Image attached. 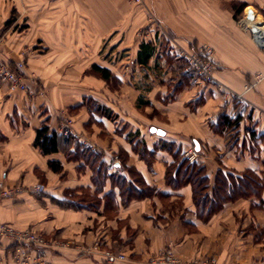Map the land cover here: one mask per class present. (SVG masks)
Listing matches in <instances>:
<instances>
[{"label":"crops","instance_id":"crops-1","mask_svg":"<svg viewBox=\"0 0 264 264\" xmlns=\"http://www.w3.org/2000/svg\"><path fill=\"white\" fill-rule=\"evenodd\" d=\"M14 8L27 23L21 32L6 24ZM248 9L264 19V0H0V56L13 66L26 59L28 86L0 81V180L26 187L0 200V224L46 236L52 264H108L106 249L126 253L115 264H172L164 250L178 259L173 264H205L210 255L222 264H264V47L247 28ZM142 41L155 46L144 64ZM204 45L215 52L218 83L201 82L172 56ZM237 115L235 129L221 123ZM67 118L77 137L61 131ZM44 122L60 135L57 152L34 143ZM77 144L101 153V187L84 159L67 156ZM182 160L204 167L210 193L220 172H251L259 193L201 214L192 184L167 180ZM121 179L136 186L140 179L152 193L124 202ZM38 183L44 191L32 190ZM0 264H23L1 239Z\"/></svg>","mask_w":264,"mask_h":264},{"label":"trees","instance_id":"trees-1","mask_svg":"<svg viewBox=\"0 0 264 264\" xmlns=\"http://www.w3.org/2000/svg\"><path fill=\"white\" fill-rule=\"evenodd\" d=\"M264 13V9H263ZM237 15V13L235 14ZM12 23V19H8L7 26ZM155 46L152 42L142 41L140 44V50L138 52L137 60L144 64L147 63L149 58L154 54ZM186 64V63H185ZM187 65V64H186ZM93 69L101 72L102 76L106 79L111 77V73L107 68H101L99 66H93ZM177 88H175L176 91ZM99 108L105 111V114L109 115V110L105 107L99 106ZM241 115H237L235 118H229L228 116H222L221 123L231 126L233 129L238 127ZM70 136H68L69 138ZM67 139V138H66ZM60 135L50 128V126L44 122L37 129L36 138L34 143L45 154L54 153L59 151ZM140 151L144 154L145 147L142 145ZM67 156L70 159H84L93 169V180L97 187H101L107 176V170L103 162H101V153L93 152L89 149L77 144L73 151H68ZM180 154L175 153V158L179 159ZM50 167L55 171L62 170V164L60 161L51 160L49 162ZM167 180L170 184L181 185L183 183H191L194 191V200L198 207L199 212L205 210L207 215L215 212L225 202L229 200H235L239 197H246L250 193H259L261 187V181L251 172H245L241 176H235L233 174H224L222 172L217 176V182L213 188L212 193L209 192V180L205 174L204 167L197 163H190L187 160H182L177 166L176 171L173 166L169 167ZM140 184L133 185L126 182L124 179L119 181L121 188V194L124 202L129 201L133 197H144L152 193V188L147 187L143 182L138 179Z\"/></svg>","mask_w":264,"mask_h":264},{"label":"built area","instance_id":"built-area-1","mask_svg":"<svg viewBox=\"0 0 264 264\" xmlns=\"http://www.w3.org/2000/svg\"><path fill=\"white\" fill-rule=\"evenodd\" d=\"M134 4H142L144 0H131ZM177 55L184 59L188 68L193 70L201 82L218 83L216 78L217 61L215 52L209 45L197 47H180L176 50ZM25 63L17 62L12 66L8 61L0 57V81L6 82L12 89H27V75L24 71ZM262 74L256 76V80L261 79ZM255 83L246 84V90L253 87ZM242 97V94H238ZM61 131L64 134H73L77 137L76 132L71 126H64ZM188 153V154H187ZM190 160L196 159L198 152L195 148L186 152ZM25 185L22 183L8 185L4 180H0V200L14 199L25 191ZM45 186L41 183L36 184L32 190L36 192L44 191ZM0 239L7 241V252L12 260L23 264H52L48 259L46 252L50 249L49 239L42 233L26 227L18 228L10 223L0 224ZM105 259L108 264H115L119 260L126 259L124 252H116L111 249L104 251ZM162 260L169 263H177V258L170 250H164L161 256ZM216 264L215 261H209Z\"/></svg>","mask_w":264,"mask_h":264},{"label":"rangeland","instance_id":"rangeland-1","mask_svg":"<svg viewBox=\"0 0 264 264\" xmlns=\"http://www.w3.org/2000/svg\"><path fill=\"white\" fill-rule=\"evenodd\" d=\"M10 19H12V28L14 29V31H18V32H21L25 27H27V23L25 22V21H22L21 20V15H20V12L19 11H17V9H13L12 10V12H11V16H10ZM15 20H17V22H14L13 23V21H15ZM262 23H264V19L263 18H258V22H257V25H262ZM255 33H256V31H255ZM256 36H257V34H256ZM258 38V37H257ZM259 39V38H258ZM260 40V39H259ZM264 47V46H263ZM173 55L172 56H175V57H179L178 55H177V53H176V51H174L173 53H172ZM118 54H116V56H117ZM25 56V55H24ZM1 57V56H0ZM180 58V57H179ZM182 59V58H181ZM182 62H184L185 63V61H184V59H182L181 60ZM23 62L25 63V66H26V64H27V61H26V59H24L23 60ZM13 66V65H12ZM258 74H261V73H258ZM258 74H256V75H254V79H256V76L258 75ZM110 87H117V85L115 84V82H113V84H111L110 85ZM175 88H176V85H175V87H174V90H175ZM178 88V87H177ZM114 94L116 95H120L121 93H117L116 91H114ZM91 103H92V101H89V106H92L91 105ZM94 106V105H93ZM120 125H121V123H120ZM64 126H71V128H73V130L75 131V129H74V127H73V122H72V119L71 118H67V119H65L64 121H63V123L61 124V129H63V127ZM188 154V153H187ZM187 154H186V156H187ZM163 252V251H162ZM162 252H161V254H162ZM126 254V253H125ZM162 256V255H161ZM215 256H213V255H210V256H206L205 258H207L206 259V262H205V264H211V262H209V261H215L216 262V264H222V263H218L216 260H215V258H214ZM178 260V259H177ZM178 262V261H177ZM236 264H250V263H245V262H241V263H236ZM252 264H255V263H252Z\"/></svg>","mask_w":264,"mask_h":264},{"label":"bare ground","instance_id":"bare-ground-1","mask_svg":"<svg viewBox=\"0 0 264 264\" xmlns=\"http://www.w3.org/2000/svg\"><path fill=\"white\" fill-rule=\"evenodd\" d=\"M251 21L254 23L253 26H254L256 34H257L256 37H258L260 39L259 40L257 38L258 41L264 45V23H262V25H257L258 19H253ZM249 22H250V20L247 21V23H249Z\"/></svg>","mask_w":264,"mask_h":264},{"label":"water","instance_id":"water-1","mask_svg":"<svg viewBox=\"0 0 264 264\" xmlns=\"http://www.w3.org/2000/svg\"><path fill=\"white\" fill-rule=\"evenodd\" d=\"M246 17H247V19L248 20H250V22L249 23H247V28L253 33V34H255V28H254V23L251 21V20H253V19H255L254 17V13H253V11H252V9H248L247 10V14H246ZM264 46V45H263ZM155 130V129H154Z\"/></svg>","mask_w":264,"mask_h":264}]
</instances>
